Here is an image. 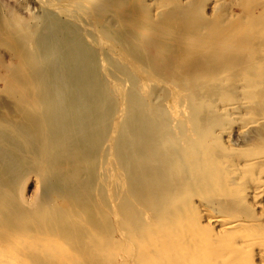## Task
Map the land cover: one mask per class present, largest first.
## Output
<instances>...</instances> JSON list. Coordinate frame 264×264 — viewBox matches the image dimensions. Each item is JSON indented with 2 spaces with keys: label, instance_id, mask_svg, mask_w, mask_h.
I'll list each match as a JSON object with an SVG mask.
<instances>
[{
  "label": "bare ground",
  "instance_id": "6f19581e",
  "mask_svg": "<svg viewBox=\"0 0 264 264\" xmlns=\"http://www.w3.org/2000/svg\"><path fill=\"white\" fill-rule=\"evenodd\" d=\"M88 1L97 2V0ZM228 1L214 0V8L221 12L220 14L226 15L231 10L230 4L232 5ZM60 4L61 1L56 5L48 4L49 10L54 9L49 11L51 17H46L40 25H33L30 33H27L29 36L21 40L24 44L22 58H29L33 67L31 77L28 75L30 77L28 86L36 88L40 96L39 102L43 106L35 119L26 120L21 127L17 124L19 128L15 125L14 130L9 133L11 135L9 139H4L7 147L10 148L0 155V167L30 165L36 168L45 180V184L42 195L37 201L35 200V206L37 208L43 205L49 207L43 213L46 219L53 218L55 222L66 223L64 220L69 217L71 219L74 215L77 217L87 215L91 211L94 213L89 217V226L95 227L94 221L96 220H107L108 225L101 230L97 227L92 228L100 236L104 233L108 239L110 238L106 244L107 250L103 251L99 243H94L93 252H91L93 256L91 255L89 259L83 256L85 264H100L103 258L101 256L116 257L119 254V245L121 246L122 243L121 247L124 246L120 241L117 245H113V238H117L114 236L113 228L117 226L116 232L119 231L117 220L122 217L121 213L126 210L133 215V210H137L139 206L157 207L161 203L165 195L164 187L169 180L166 178L171 177L170 172L174 168L171 167L173 159L177 161L175 165L178 167H184L189 160L198 164L195 166L192 164L194 167L197 166L193 171L185 170L189 188L197 190H214L213 187L209 188L211 184L205 178L207 175L204 174L207 170L215 172V169L220 170L225 165L234 170L239 169L237 161L221 160L217 164L215 158L207 150L209 143L204 141L202 133L204 130L202 129L205 125L201 124L200 118L201 111L207 110L210 116L208 115L206 121L211 127V129L207 127V134L213 133L215 138L225 137L224 139L228 142L232 133L226 130L223 118L225 115L227 117L232 115L237 121L238 117L234 112L237 107L230 98L214 101L209 95L197 94L189 87L178 88L176 85L173 86L174 83L169 82V84L164 82L167 87L163 93L161 91L157 95L152 93L154 85L163 82L160 81L161 79L152 78L150 71L145 67V62L138 59L137 54L131 53L129 45L124 44L117 51L113 46V40L116 38L113 37V39L112 36L98 31L96 27L83 24L81 18L75 17L76 19L73 18L70 21L67 18V22L62 21L60 14L62 16V12L67 11V6L65 3L61 6ZM258 7L252 9L251 12L264 8ZM73 13L70 12L74 15ZM243 14H245L244 11ZM249 15L237 20L238 23L234 24L236 25L234 34L237 37L240 32H243L241 34H246L249 43L257 44L260 39H264V24L257 21V16ZM230 27L232 26L229 25ZM107 58H119V60L116 61V66H112L106 63ZM124 58L130 61L127 59L125 61ZM240 78L230 77L227 83L235 84V93L238 94V99H236L241 100L238 105L243 104L245 107H250V112L247 114L251 118L253 109L250 105L252 103L254 105L256 89H259L257 79L264 80V72L255 78H245L242 81ZM193 82L196 85L203 84V81L200 82L198 79H194ZM228 101L230 103H226ZM224 103L227 105L223 106ZM263 123L264 118L257 117L256 120L246 124L243 129L251 126L253 128V125L258 126ZM9 149L17 150L18 156L13 154L9 157ZM201 157L205 160L202 159L204 162L201 161ZM61 161L65 162L62 167H60ZM252 163L254 162L251 160L246 165ZM189 168L192 169L191 165ZM3 176L0 173L2 198L5 185H3V180L6 179ZM127 188H130L134 194L132 192L133 195H131ZM215 189L221 190L222 187L217 185ZM221 191L226 194L225 189ZM197 193H190L191 196L187 197V194V198L178 199L177 212L162 211L161 220L157 219V223H160L152 224L153 227L150 226L148 229V232L153 228L157 230L155 227L168 229L167 227L176 215L180 219L181 227L187 232V236L182 233L184 237L179 238L180 234L178 236L170 230V236H166L168 241L166 242L172 254L164 253V255L159 249L153 248L148 251L156 253L158 261L156 264H211L210 257L217 252L218 258L224 259L226 264H245L248 256L246 255L245 259L244 254L252 255L256 247H264V240H261L259 234L249 233L246 225L229 221L226 217L219 215V212L211 210L207 204L203 203V200L195 199L200 197ZM263 193L264 189L259 186L250 187L248 191V195L254 201ZM202 197L207 199L208 195ZM191 207L193 211H196L195 217L190 215L192 213L189 214ZM146 214L149 213L146 212ZM187 216L189 219L185 218ZM203 227L215 232L210 235L212 239H209L207 234L205 235ZM28 230H23L18 235H27ZM153 232L150 233L151 236ZM55 233L54 237H59ZM73 233L68 232L67 234L72 235ZM161 241L163 242V239ZM133 243L131 239L124 251L131 253L135 248V255L133 253L135 258L130 256V261L126 259L125 263L152 264L147 263V256L142 252L143 250H140L143 253L141 256L138 247H135ZM209 243H213L215 253H211L210 256H208L210 253H207L198 257L199 249L206 248ZM33 247L35 248L34 245ZM178 253L186 254L177 258ZM192 259L196 260L191 262ZM261 264H264L263 259H261Z\"/></svg>",
  "mask_w": 264,
  "mask_h": 264
},
{
  "label": "rangeland",
  "instance_id": "374dc122",
  "mask_svg": "<svg viewBox=\"0 0 264 264\" xmlns=\"http://www.w3.org/2000/svg\"><path fill=\"white\" fill-rule=\"evenodd\" d=\"M60 1L61 4L65 3L67 6V11L62 12V16L60 14L62 21L67 22L73 18H81L83 24L96 27L98 31L116 38H113V46L117 51L122 45H129L128 48H130L131 53L137 54L138 59L145 62V67L150 71L152 78L161 79L160 81L163 82L158 83V85L155 84L152 93L154 92L156 95L160 91L163 93L167 87L165 83H174L173 86L176 85L178 88L189 87L197 94L209 95L214 101L226 99V97L230 98L231 102L236 103L234 106L237 107V110L234 111L238 117L237 121L233 119L232 115L231 117L226 115L224 118L222 117L227 127L226 130L232 133L228 142L227 139H224L225 137L215 138L213 133L207 134V127L211 129L206 121L208 115L210 116L207 110L201 111L200 118L201 124L204 123L203 125H205L202 129L204 130L202 132L204 141L209 143L207 150L215 158L217 164L221 160L226 162L229 160L237 161L239 169L234 170L225 165L220 170L215 169L216 173L213 170H207L204 174L207 175L205 178L211 184L209 188L213 187L214 190H197L196 188H189L185 173L195 170L197 166H194L198 164L189 160L190 162L187 161L184 167H178L176 166L177 161L173 159L171 162L173 166H170L174 168L171 172L169 171L171 168L168 170L171 177L167 176L166 178L169 180L164 187L165 195L161 203L157 207L139 206L141 208L138 207L137 210H133V215L130 211H123L120 215L122 217L117 220L119 231L116 232L117 226L115 229L113 228L114 236H117V238H113V245H117V242L120 241L123 242L124 246L121 247L122 243L121 246L118 244L119 254L116 257L101 256L103 258L100 264H126L125 261L126 259L130 261V256L135 258L133 256V253L135 255V248L131 253L124 251L131 239L134 241V246L138 247L139 254L141 255L143 252L147 256V263L156 264L158 262L156 253L148 252L151 248L159 249L162 254H172L173 252L171 253L167 247L168 241L166 240V236H170V230H173L178 236L180 234L179 238L187 236V232L181 227L180 219L174 215L172 223L167 227L168 229L155 227L157 230L153 228L150 232L148 229L152 224L160 223H157V219L161 220L162 211L169 210L176 213L177 200L183 197L187 198L192 195L190 193L195 192L200 194V199H195L203 200V203L207 204L211 210H215L216 213L219 212V215L226 217L229 221L246 225L249 233L259 234L263 241L264 193L254 201L248 195V191L253 186L264 189L262 186L264 184V123L258 126L253 125L254 129L252 126L248 129L243 128L252 120H256L257 117L259 119L264 118V80L256 78L259 89H256V104L250 105L253 109L251 118L247 114L250 112V107H245L243 104L238 105L241 100H237L238 94L235 93V84L229 85L227 80L230 77L235 79L242 77L240 78L242 81L245 78L258 77L264 72V39L258 41V46L249 43L245 33L242 35L243 32H238L239 36L237 37L234 34L236 26L234 24L249 14V16H257V21L264 24V8H261L264 7V0H229L228 3L230 2L232 5L229 3L231 10L229 8L230 11L226 15L220 14L221 12L214 8V0H97V2H89L88 0H0V155L4 153V150L6 152V149L10 148L7 147L4 139H9L11 136L9 133L14 130L15 125L18 124L21 127L22 124L26 123V120L35 119L43 106L39 102L40 96L36 88H30L31 85L28 86V79L31 77L33 67L29 58H22L24 44L21 40L29 36L33 25H40L46 17H51L49 11L54 9L49 10L47 5H56ZM160 7L161 9H159ZM257 7L261 8L260 11L251 12ZM243 11L247 16L243 14ZM70 12H74L76 15L74 13L72 15ZM229 25L232 27L229 28ZM221 44L223 45L221 46ZM230 45H232L231 48ZM243 45L245 47H242ZM125 47L127 48V46ZM234 47L235 49H233ZM252 47L256 48L253 49ZM238 48L245 51L241 52ZM107 59L108 62L106 61V63L112 66H116V61L119 60V58ZM125 59L128 60V58L123 60ZM108 65L107 67H109ZM194 79L203 81V84L196 85L193 82ZM226 103L223 106L227 105ZM18 125L17 128H19ZM8 154L11 157L13 154L18 156L19 153L15 149H9ZM202 159L201 157V161ZM251 160L254 163L246 165ZM64 164L65 162L61 161L60 167ZM190 165L192 169L189 168ZM0 173L6 178L3 180V185L5 184L3 198L0 194V264H85L83 256L85 259L93 256L91 252H93L92 245L94 243H99L103 251L107 250L106 244L110 238L108 239L104 233L100 236L92 228L97 227L101 230L108 225V222L107 220H101L102 222L93 220L95 227L89 226V217L94 212L89 211L87 215L83 214L79 217L74 215L71 219L70 217L65 219L66 223L55 222L53 218L46 219L43 217V213L49 207L43 205L37 208L35 203L43 193L45 180L34 166H1ZM217 185H221L226 194H223L222 189H215ZM127 189L131 192L130 188ZM132 192L131 195L134 194ZM206 194L209 199L201 198ZM192 211L191 207L189 214L196 215V211L194 210L195 213ZM185 218L189 219L188 216ZM23 230H28L29 233L18 235ZM203 230H205V235L207 234L209 239H212L210 235L215 234V232L205 227ZM152 231L154 232L151 236ZM68 232L74 233L68 235ZM54 233L59 237H54ZM215 251L213 243H209L206 248L199 249L198 257L207 253H210L208 254L210 256ZM185 254L178 253L176 255L179 258ZM243 256L245 259L247 258L245 264H261V259L264 260V247H256L252 255L244 254ZM166 257L168 258V256ZM194 260L196 259H192L191 262ZM179 261L181 260L179 259ZM210 263L226 264V261L220 260L217 252L213 257H210Z\"/></svg>",
  "mask_w": 264,
  "mask_h": 264
}]
</instances>
